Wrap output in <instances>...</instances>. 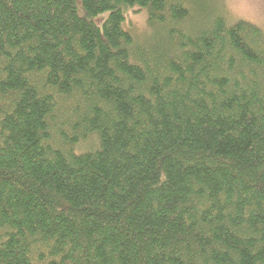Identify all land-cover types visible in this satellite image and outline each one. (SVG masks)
I'll return each mask as SVG.
<instances>
[{
    "label": "trees",
    "instance_id": "1",
    "mask_svg": "<svg viewBox=\"0 0 264 264\" xmlns=\"http://www.w3.org/2000/svg\"><path fill=\"white\" fill-rule=\"evenodd\" d=\"M194 2L0 0V264H264V30Z\"/></svg>",
    "mask_w": 264,
    "mask_h": 264
},
{
    "label": "rangeland",
    "instance_id": "2",
    "mask_svg": "<svg viewBox=\"0 0 264 264\" xmlns=\"http://www.w3.org/2000/svg\"><path fill=\"white\" fill-rule=\"evenodd\" d=\"M193 9L198 19L205 17V12L223 14L231 23L243 20L264 30V0H195ZM124 27L137 40H146L149 35L147 11L129 12ZM90 141L93 144L95 139Z\"/></svg>",
    "mask_w": 264,
    "mask_h": 264
}]
</instances>
